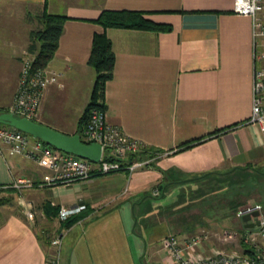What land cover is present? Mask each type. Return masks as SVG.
<instances>
[{
	"label": "crops",
	"instance_id": "crops-1",
	"mask_svg": "<svg viewBox=\"0 0 264 264\" xmlns=\"http://www.w3.org/2000/svg\"><path fill=\"white\" fill-rule=\"evenodd\" d=\"M233 3L0 0V113L14 101L22 56H34L28 49L32 31L43 26L40 16L63 14L68 18L48 65L61 73V84L44 91L38 122L77 134L96 80V70L88 63L93 39L105 33L116 54L114 77L105 88L107 119L147 150L158 151L151 165L132 173L122 170L71 185L24 189L23 200L42 214L45 202L59 208L85 205L84 216L71 226L65 228L56 218L59 233H64L62 263L170 264L155 245L169 229L167 222H154L147 238L138 229L149 220L143 210L152 205L154 191H161L155 197H164L161 205L166 206L169 191L174 201L180 191L203 183L238 186L243 175L257 179L264 167V132L248 120L252 21L235 13ZM106 9L142 11L173 29L105 28L94 19ZM210 172L215 173L196 178ZM50 175L37 161L11 156L8 147L0 145V187L22 177L40 182ZM258 197L255 201L264 206L261 194ZM6 206L0 205V264H46L52 239L43 238L32 221Z\"/></svg>",
	"mask_w": 264,
	"mask_h": 264
},
{
	"label": "built area",
	"instance_id": "built-area-1",
	"mask_svg": "<svg viewBox=\"0 0 264 264\" xmlns=\"http://www.w3.org/2000/svg\"><path fill=\"white\" fill-rule=\"evenodd\" d=\"M233 9L239 15L249 16L252 21L253 100L252 113L248 120L249 123L257 124L261 132H264V0H234ZM21 68L18 90L8 111L13 115L38 121L44 91L51 84H61L59 79L61 73L48 66L36 67L34 57H27ZM105 113L106 110L98 106L90 109L81 139L86 143L97 142L102 145V156L98 162L72 153H64L42 139L14 126L0 123V145L8 147L9 155H21L37 161L40 166L51 171V175L44 181L38 182L31 177H22L4 187L42 189L60 184L71 185L78 180H88L96 174H109L122 170L132 173L149 165L155 156H158L134 157L135 154L144 153L146 145L127 135L121 127L110 123ZM128 157L130 160H127ZM84 207L85 205L62 206L58 215L61 220H65ZM33 215V212H28L29 217L33 218ZM245 215H251V220L245 221L242 232L225 229L220 234L221 238H226V241H239L243 248L242 252L233 248L210 246V239L214 233L207 230L187 238L171 234L165 236L162 247L168 255L170 264H264L263 204L254 201L241 206L237 210V216L243 218ZM247 223H253L254 227H247ZM63 234L61 232L51 240L46 264H62ZM244 246L252 249V252H245Z\"/></svg>",
	"mask_w": 264,
	"mask_h": 264
},
{
	"label": "rangeland",
	"instance_id": "rangeland-1",
	"mask_svg": "<svg viewBox=\"0 0 264 264\" xmlns=\"http://www.w3.org/2000/svg\"><path fill=\"white\" fill-rule=\"evenodd\" d=\"M27 57L33 58L34 56L28 55V53L24 54L21 58V67H23ZM21 67H19V77L21 75ZM19 80L20 78L18 79L16 92L18 90ZM157 152L158 151L155 150L150 151L146 157L155 156ZM140 154L142 155V153ZM149 165H151V163ZM258 171L259 175L257 179H255V177L247 178L246 175H243L242 181L240 180L242 185L236 186L234 182V184L228 183L224 186L216 184L213 192H210L206 196H203L201 192L199 194L198 191H195L198 187H190L186 188L187 190L185 189L184 192L180 191L179 194H175L176 199L172 201L175 196H170L171 192L169 191L166 193V197L169 196V202L166 203L168 204L166 206L161 205L164 197H155L161 194V191L156 190L153 192V196L149 198L152 205L149 203L147 208L143 210L149 218L147 224L144 223L146 227L140 224L138 229L142 235L147 238V235L154 229L157 222H167L169 229L163 231L164 236L160 241L155 243V245L161 246L159 247L161 250H163V239L165 236L173 234L180 238H187L207 230L214 233V236L210 239V245L225 247L227 249H238L242 252L243 248L239 241H226V238H221L220 234L225 229H233L242 232L245 227V221L242 217L240 218L237 216L238 208L246 203L260 200L258 194H261L263 197L261 200H264V167L261 170L258 169ZM24 189L26 188L0 187V205H7L5 209L17 211L21 213L22 216L24 215L23 217L26 216L28 220L34 223V226L38 229L41 236L46 238V240L55 238L59 234V228H57L59 227L58 219H56L55 216L46 214L45 205L43 206L44 214H42L37 206L24 201ZM191 190L193 192H191ZM156 193L158 194L156 195ZM192 196L193 198L191 199ZM172 208H175V211L172 212L170 210ZM30 211L34 214L33 218L28 216V212ZM61 225H63V223H61ZM143 249L145 253V248Z\"/></svg>",
	"mask_w": 264,
	"mask_h": 264
},
{
	"label": "trees",
	"instance_id": "trees-1",
	"mask_svg": "<svg viewBox=\"0 0 264 264\" xmlns=\"http://www.w3.org/2000/svg\"><path fill=\"white\" fill-rule=\"evenodd\" d=\"M41 22L43 26L32 31L31 42L29 45V52L34 55V65L36 67L48 66L50 60L53 58L54 53L56 52L59 40L63 32L67 16L63 14H51L44 12L41 16ZM94 21L102 27H120V28H137V29H149L157 32L171 31L173 29L172 24L170 23H161L156 22L144 15L142 11L134 10H103L99 17L94 19ZM92 49L89 55L88 63L93 66L96 70V80L94 88L92 89L91 100L81 118L80 129L77 133L81 135L85 127L86 121L88 119V113L90 109L94 106L101 107L106 110L105 103V91L106 85L111 78L114 76V68L116 61V54L113 50L112 41L105 33H96L93 39ZM189 143H186V146H189ZM150 151L144 149L143 156L147 155ZM141 154L133 155L134 157H143ZM210 173H202L196 178H202V180ZM212 180V178H211ZM221 182V180H218ZM216 185V184H215ZM215 185L211 183L208 187L203 183L198 186L195 191L202 193L203 196L208 195L210 192H213ZM191 192H193L191 190ZM205 193V194H203ZM198 194V195H199ZM193 196L191 197V199ZM239 209V208H238ZM58 206L52 205L50 202H45V212L49 216L59 217ZM172 212L175 211V208L170 209ZM85 212L82 210L78 213L71 214L67 219L61 220L63 225L66 227L71 226L76 221L84 216ZM137 218V214L135 215ZM183 232V231H182ZM245 252H252V249L244 246Z\"/></svg>",
	"mask_w": 264,
	"mask_h": 264
},
{
	"label": "water",
	"instance_id": "water-1",
	"mask_svg": "<svg viewBox=\"0 0 264 264\" xmlns=\"http://www.w3.org/2000/svg\"><path fill=\"white\" fill-rule=\"evenodd\" d=\"M0 123L14 126L36 138L42 139L51 146L64 151V153H72L94 162H98L101 159L102 145L97 142L86 143L81 140L79 133L67 134L28 117L13 115L9 111L0 113ZM257 214L258 212L255 213V215ZM250 218L251 215L243 216V220L246 222L251 220ZM246 226L254 227V224L247 223Z\"/></svg>",
	"mask_w": 264,
	"mask_h": 264
}]
</instances>
